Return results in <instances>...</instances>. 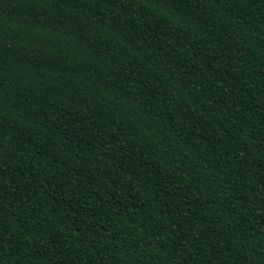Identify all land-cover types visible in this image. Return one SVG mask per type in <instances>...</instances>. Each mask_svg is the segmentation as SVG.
<instances>
[{"label": "trees", "instance_id": "16d2710c", "mask_svg": "<svg viewBox=\"0 0 264 264\" xmlns=\"http://www.w3.org/2000/svg\"><path fill=\"white\" fill-rule=\"evenodd\" d=\"M0 264H264V0H0Z\"/></svg>", "mask_w": 264, "mask_h": 264}]
</instances>
